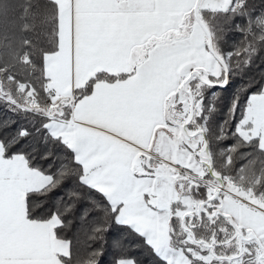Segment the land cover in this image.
<instances>
[{"label":"snow or ice","instance_id":"snow-or-ice-1","mask_svg":"<svg viewBox=\"0 0 264 264\" xmlns=\"http://www.w3.org/2000/svg\"><path fill=\"white\" fill-rule=\"evenodd\" d=\"M0 22V264H264V0H0Z\"/></svg>","mask_w":264,"mask_h":264},{"label":"trees","instance_id":"trees-1","mask_svg":"<svg viewBox=\"0 0 264 264\" xmlns=\"http://www.w3.org/2000/svg\"><path fill=\"white\" fill-rule=\"evenodd\" d=\"M15 3L19 4V3H23L24 0H14ZM20 16V9L16 8L13 16L11 18L13 22H9L8 26H7V34L9 36L16 34L19 35L20 34V20L18 19V17ZM5 25L3 24V22H0V37H2L5 34ZM259 61H257V64L259 65ZM235 87V85L233 86ZM232 91V89H229L228 93H221V95L227 96L230 94V92ZM92 227H93V222L91 217L85 219V220H80L77 219L75 226L73 227V229L71 230V233L69 235L70 239H73L74 245L76 247L77 253L78 255H80L81 257H85L90 251H92L93 249H95L98 246V242L90 239V235H91V231H92ZM116 238V234L113 233V235H110L107 237L108 240V244L105 245V249L107 252V261L110 262L113 258L112 256V248L110 247L113 239ZM133 254L138 256L140 259L144 260L146 259V253H141L139 250L137 249H132Z\"/></svg>","mask_w":264,"mask_h":264}]
</instances>
